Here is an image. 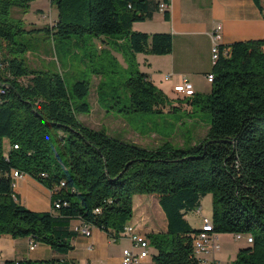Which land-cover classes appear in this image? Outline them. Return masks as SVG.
Here are the masks:
<instances>
[{
  "label": "trees",
  "instance_id": "16d2710c",
  "mask_svg": "<svg viewBox=\"0 0 264 264\" xmlns=\"http://www.w3.org/2000/svg\"><path fill=\"white\" fill-rule=\"evenodd\" d=\"M34 1L0 0V69L5 71H0V235L30 237L67 253L78 234L71 222L78 219L118 241L134 216V196L155 195L167 218L166 232L148 233L155 264H198L193 235L200 226L193 227L186 215L199 210L202 198L212 193L213 231L253 239L231 264H264V38L230 45L231 54L213 64L211 92L184 96L188 102L174 104L173 109L189 104L190 113L201 103L210 110V126L200 142L178 147L166 141L147 148L79 119L91 111L83 101L89 80H78L69 89L60 72L27 66L24 56L30 50L16 37L32 30L12 16V9L29 11ZM51 4L58 16L42 28L48 33L104 36L107 44L123 50L131 69V105L124 112L172 111L167 94L140 70L137 54L171 53L173 34L133 29L135 22L160 11L159 0ZM164 14L169 19V11ZM14 169L51 189L52 203L60 205L42 212L22 205L14 193ZM46 263L57 262H5Z\"/></svg>",
  "mask_w": 264,
  "mask_h": 264
},
{
  "label": "crops",
  "instance_id": "0c3cea01",
  "mask_svg": "<svg viewBox=\"0 0 264 264\" xmlns=\"http://www.w3.org/2000/svg\"><path fill=\"white\" fill-rule=\"evenodd\" d=\"M32 5L31 7H34V4ZM166 10L169 11V19L165 18V10L158 11L151 19L135 22L133 29L135 27L134 30L147 33L169 32L173 34V51L171 53L166 55L137 54L143 72L149 75L155 85L159 82H157V72L162 73L160 76H163L164 80H160L159 84L161 86L165 83L163 88L166 91L164 92L170 100L167 107L176 102H188V98L173 91V86L184 79L193 84L195 94L211 92L212 83L208 81L207 74L213 68V34L217 26L222 27L220 39L222 44L232 45L238 41L264 38V0H170ZM41 16L44 17L42 13ZM29 22L35 23V20ZM139 24L140 26H138ZM96 39L99 41V48L104 49L107 44L106 37ZM167 75H171L170 80L165 79ZM189 121L188 127L193 129L196 120L189 118ZM204 129L207 134L209 127ZM195 130H198L197 126ZM154 136L156 138L155 145L143 147L157 148L169 138L166 139L162 133H155ZM185 145L186 142L176 146L185 147ZM14 193L17 196V201L33 211H52L51 189L29 174L15 180ZM136 200L142 207H155V204L151 203L149 195H135L134 202ZM135 208L136 204L134 203V216L130 222L137 224L141 232L167 231V224L164 221L166 215L162 210L159 217L164 222L161 223V230L155 231V229L150 230L144 225L143 215L135 216ZM200 209L202 210L201 206ZM200 216L201 214H198V218ZM186 218L188 219L187 215ZM80 224L81 220L75 219L71 222V228L76 230ZM200 225L192 224L195 228ZM217 237L216 241L220 244V233ZM30 240V237L14 238L8 234L0 235V264H5L8 260L24 259L55 260L60 264H83L85 262L115 264L122 258L123 249L129 246L127 239L111 241L108 234L98 227L93 228L91 236H85L78 232L71 241L73 249L67 253L57 252L41 241H37L34 249H31ZM239 249L233 259L230 258V263L236 258ZM219 250H221V245L220 249L212 252V258H222L221 254H217Z\"/></svg>",
  "mask_w": 264,
  "mask_h": 264
},
{
  "label": "rangeland",
  "instance_id": "374dc122",
  "mask_svg": "<svg viewBox=\"0 0 264 264\" xmlns=\"http://www.w3.org/2000/svg\"><path fill=\"white\" fill-rule=\"evenodd\" d=\"M32 4L34 7L26 12L17 7L12 9V16L23 21L28 30H32L17 36L16 41L25 43L30 50L24 56L29 68L60 72L69 89H72L73 84L78 80L90 81L89 94L83 101L90 104L91 111L79 115L83 123L97 129L104 128L111 136L140 146H154L155 133H162L166 139L169 137L164 141H170L174 145H182L186 142L185 147L203 139L202 137L206 135L204 128L207 129L211 121L210 110L205 108L204 104H195L193 113L189 111L192 107L189 104L174 109V105L170 104L169 108L171 107L172 111L165 108L160 112H124L123 109L131 105L128 86L131 69L125 60L123 50L115 49L109 43L101 49L99 41L88 33L72 34L70 37L48 33L42 28L55 22L56 7L51 4V0H36ZM32 20H35V23L29 22ZM118 42L121 44V41ZM137 61L140 70L143 71L139 59ZM0 71L5 73L3 69ZM161 74L157 72V82H159L156 86L166 91L163 88L165 83L161 86L159 84L160 80H164ZM23 81L27 82L28 78ZM189 118L196 120L193 129L188 127ZM149 198L155 207H142L136 200L135 216L143 215L144 225L150 230H161V223L166 221L167 224V218L163 221L159 217L162 210L159 199L155 195H149ZM201 207V213L195 210L187 214L194 226L200 225L204 217H212V193H207L202 198ZM198 214H201L199 218ZM220 236L221 250L217 251V254H221L222 258H217L222 264H229L230 258L233 259L240 247L250 245L245 238L236 240L233 233H220ZM125 243L127 244V241ZM202 257L213 260L211 255L203 254Z\"/></svg>",
  "mask_w": 264,
  "mask_h": 264
},
{
  "label": "built area",
  "instance_id": "2783aa9c",
  "mask_svg": "<svg viewBox=\"0 0 264 264\" xmlns=\"http://www.w3.org/2000/svg\"><path fill=\"white\" fill-rule=\"evenodd\" d=\"M159 10L164 11L168 8L169 3L166 0H159ZM221 26H217L213 34V48H212V60L213 64L217 62L221 55L227 57L231 54V46L228 44L220 43L222 37ZM222 45L223 48L220 47ZM171 75L165 77L166 80H170ZM207 79L209 82H213L214 74L208 73ZM173 91L177 94L192 97L195 95V89L193 84L184 79L182 82L177 83L173 86ZM15 148H18V145H14ZM25 175L24 172L20 170H13V185H15V180L19 177ZM60 205L59 201L52 203L53 207H58ZM96 211H100L96 209ZM201 213V209L198 210ZM95 226L91 223L81 222V224L76 228L78 232L85 236H91L92 231ZM217 233L213 231V222L211 218L204 217L200 230L193 235V246H194V256L198 259V264H222L221 261L217 258H212L213 260H207L202 255H211L212 252L216 249H220V244L217 240ZM122 238L129 241V246L123 249L122 258L118 263L115 264H155L154 262V252L155 249L151 243L148 233H143L140 231L137 224L131 222L127 223L124 232L122 233ZM234 238L236 240L246 239V242L253 243V240L250 234L235 233ZM111 241H116V239L109 238ZM36 242L33 238L30 240V248L34 249ZM46 264H60V263H46ZM83 264H89L85 262ZM231 264V263H229Z\"/></svg>",
  "mask_w": 264,
  "mask_h": 264
},
{
  "label": "bare ground",
  "instance_id": "6f19581e",
  "mask_svg": "<svg viewBox=\"0 0 264 264\" xmlns=\"http://www.w3.org/2000/svg\"><path fill=\"white\" fill-rule=\"evenodd\" d=\"M185 97H187V96H185ZM252 238V237H251ZM253 240V239H252Z\"/></svg>",
  "mask_w": 264,
  "mask_h": 264
}]
</instances>
